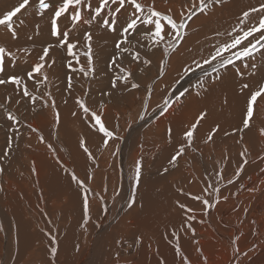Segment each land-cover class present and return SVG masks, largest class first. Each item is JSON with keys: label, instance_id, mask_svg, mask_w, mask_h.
I'll use <instances>...</instances> for the list:
<instances>
[{"label": "bare ground", "instance_id": "1", "mask_svg": "<svg viewBox=\"0 0 264 264\" xmlns=\"http://www.w3.org/2000/svg\"><path fill=\"white\" fill-rule=\"evenodd\" d=\"M258 2L261 0H230L222 8L215 9L211 23L204 16L194 19L190 24L193 34H190L187 46L199 48L198 40L207 44L208 42L204 41L205 33L210 35V30L213 28L221 26L226 28L229 24H234L241 10ZM183 3L184 0H168L167 4L165 0H157L161 10L172 8L174 13L178 12ZM16 4L17 0H0V14ZM28 13L21 16L28 26L20 33L17 43L32 50L31 56L27 57V64L20 62V67L13 69L21 74L30 64L37 61L44 46L55 43V38L49 34L47 19L41 21L36 17L31 4ZM36 23L40 24L39 35H34ZM197 27L201 29L199 33H195ZM83 31L82 28L80 32ZM29 36L33 39L29 40ZM114 38L108 33L95 32L94 59L98 65V74L85 84V89L88 90L90 105L106 103L104 119L108 126L113 125L116 114L122 117L119 121L121 127L119 134L124 140L118 156L112 157L105 152L99 161V168L93 169L91 162L79 148L80 134H84L90 140L93 149L100 138L96 133L89 131L82 120L71 117L74 108L71 98L67 106L61 103V97L65 95L67 70L63 62L65 54L59 49H54L50 53L57 60L54 66L56 75H50V79L55 82L56 87L52 90L61 111L58 139L52 134L51 109L37 114L30 112L25 105L20 107L18 113L22 117V122H30L43 132L46 140L56 148V155L59 156L60 161L69 170H74L80 178H84L86 170L95 172L91 187L105 196L109 208L108 214L105 216L101 212L99 202L93 200V221L88 225V232L86 234L83 232L79 226L82 219V200L77 186L61 169L54 154L49 152L46 145L39 143L34 134L29 138L30 133L22 127L23 135L17 141L19 148L13 145L15 151L12 166L0 176V184L4 186V191H0V229H2L0 230V264H49L50 239L46 235L47 232L55 234L59 241V252L54 264H113L116 252L121 253V264L125 260L134 264H158L161 257L167 261V264H174L173 248L161 234L166 224L177 223L180 220V210L175 207L174 201L186 200V197L182 196L178 189L183 187L185 191L198 193L201 183L189 184L188 180L195 175L202 181L207 175L205 169L209 171L212 169V158L219 159L224 148H228L231 157V162L225 169L226 178L233 175V170L240 162L239 145L233 138H227L218 140L213 157H210L208 150L205 149L204 155L199 158V163L194 168H189L190 157L185 156L181 159L178 170L162 176L160 174L162 167L167 166V160L173 152V145L167 142L166 136L169 123L177 140L182 138L183 130L196 121L202 110H207L208 116L201 121L198 128L200 137H203L217 122L227 129L238 125L244 108V98L239 93L241 79L230 71L222 82L213 85L207 94L198 97L196 84L202 72L196 70L177 83L181 63L185 59H190V56L185 53L183 56L174 57L167 75L156 84V91L145 119L140 120L137 114L141 112V104H134L144 97L143 88L133 92L121 89L119 92H114L112 97L105 95L111 91L112 73L107 65L113 53ZM3 39L5 37L0 35V41ZM159 58L160 52H156L152 56L153 65L150 71L143 76L138 74L137 78L142 84L151 83L156 77ZM259 68L256 77L251 80L253 86L256 80L264 78V65H260ZM241 70L245 71L243 68ZM245 79L249 78L245 77ZM168 86L176 90L177 94L185 89L190 94L182 98L179 104L174 105L168 114L155 118L157 113L154 109L162 102ZM3 93L4 89H0V96H3ZM78 94L82 95L83 92L77 85L73 95ZM225 97L228 98V106L223 104ZM258 103L259 114L254 113L255 127L245 135V140L250 141L249 148L252 153L249 163L245 166L240 181L236 185L229 186L227 191L222 189V194L237 191L241 184L244 185V190L240 191L238 196H230L227 202L218 205L210 218H205L210 219L209 223L195 225L200 246L208 256V264H229L230 240L234 235L241 233L243 234L240 240L242 251L253 244L259 245L247 264H264V175L260 172V169L264 168V161L257 158V153L264 155L262 151L264 137L259 134V129L264 128V100ZM16 107L18 106H13V110ZM7 131L8 123L0 114V152L6 150ZM28 144L32 147L28 148ZM141 144L144 146L142 153ZM141 154L145 162L142 183L137 194V205L128 210L126 201L130 195L131 183L129 171L132 162ZM32 161L36 164V174L30 172ZM119 170H122V173L118 175ZM105 183L109 188L107 193L102 192V185ZM118 184L121 187V195L113 202L110 199L112 189ZM249 188H255L256 191H248ZM140 204L143 207H140ZM193 206L199 207L198 203ZM245 209H247L246 213ZM252 221H255V224ZM257 231L259 235H254L253 233ZM141 234L144 242L142 245H136L134 241ZM117 239L121 240V244H116ZM77 243L81 244L79 253H76L74 248ZM149 243L151 248L148 247ZM181 243L193 260V264H198V254L193 242L182 239Z\"/></svg>", "mask_w": 264, "mask_h": 264}, {"label": "snow or ice", "instance_id": "2", "mask_svg": "<svg viewBox=\"0 0 264 264\" xmlns=\"http://www.w3.org/2000/svg\"><path fill=\"white\" fill-rule=\"evenodd\" d=\"M229 2L230 0H184L178 12L174 13L172 8L161 10L157 5V0H17L14 7L0 14V35L5 37L0 41V89H4L3 96H0V114L8 123L6 150L0 152V176H3L12 166L15 151L13 145L19 148L17 141L23 135L21 132L23 127L30 133L29 138L31 134H34L39 143L46 145L49 152L54 154L61 169L77 186L82 200V219L79 226L85 234L88 232L89 223L93 221V200L99 202L101 212L105 216L109 212L105 196L91 187L95 172L86 170L84 178L77 176L74 170H69L60 161L59 156L56 155V148L46 140L43 132L30 122H22L21 115H18L20 107L25 105L30 112L37 114L51 109L52 134L58 139L61 111L52 90L56 87L55 82L50 79V75H56L54 66L57 60L50 55L54 49H59L65 54L63 62L67 70L66 87L61 103L67 106L71 98L74 105L71 117L82 120L89 131L96 133L100 138L95 149L90 146V140L84 134H80L78 138V146L86 155L87 160L91 162L93 169L99 168V161L105 152L112 157L118 156L124 140V137L119 134L121 115L116 114L113 125L108 126L104 119L106 103L100 102L97 106H93L88 102V90L85 89V84L98 74V65L94 59L96 56L95 32L108 33L115 37L113 53L107 65L112 73L111 91L105 95L112 97L114 92H119L121 89L133 92L143 88L145 95L140 100L141 112L137 114L140 120L145 119L156 91V84L167 75L174 57L183 56L185 53L190 56V59H185L181 63L177 83L196 70L202 72L196 84L198 97L207 94L213 85L222 82L231 71L241 79L239 93L244 98V108L241 111L240 123L227 129L217 122L203 137H200L198 128L201 121L208 116L207 110H202L196 121L183 130L182 138L179 140L175 138L171 123H169L166 136L167 142L173 145V152L167 160V166H163L160 172L162 176H165L178 170L180 161L185 156L190 157L188 167L194 168L199 163V158L204 155L205 149L208 150L209 156L213 157L217 150L218 140L233 138L239 145L240 162L230 178H226L225 169L231 162V157L228 148H224L219 159L212 158V169L211 171L205 169L207 175L202 181L195 175L188 180L189 184L201 183L198 193L185 191L183 187L178 189L179 193L186 197V200L174 201L175 207L180 210V220L177 223L166 224L161 234L173 248L174 264H193V260L182 246V239L193 242L198 254V264H208V256L204 254L200 246L195 225L209 223L210 219L205 218H210L218 205L227 202L230 196H238L239 192L244 190V185L241 184L237 191L222 194V189L227 191L229 186L236 185L245 172V166L248 165L252 154L249 148L250 141L245 140V135L253 131L254 113L259 114L257 112L258 102L264 100V78L256 80L254 86L251 83L257 71L260 70L259 66L264 65V0L241 10L234 24H229L226 28L223 26L213 28L210 30V35L205 33L204 41H207V44L198 40L199 48L194 49L187 46L188 38L190 34H193L190 24L194 22V19L204 16L211 23L215 9L222 8ZM165 3L167 4L168 0H165ZM30 4L36 17L41 21L47 19L49 34L55 38V43H48L44 46L37 61L30 64L29 68L21 74L13 69L20 67V62L27 64V57L31 56L32 50L17 43L20 33L28 26L21 16L28 13ZM22 10H24L23 13ZM82 28L84 31L80 32ZM39 31L40 24L36 23L34 35H39ZM200 31L199 27L195 29V33ZM77 33L80 34L77 35ZM28 39L32 40L33 37L29 36ZM156 52H160L156 65V77L151 83L142 84L137 78L138 74L143 76L150 71L153 65L152 56ZM242 68L245 71H242ZM245 77L249 79L246 80ZM77 85L83 92L82 95H73ZM9 86H11L10 89ZM57 91H59L58 88ZM188 94L190 93L186 89L177 94L176 90L168 86L162 102L158 103L154 109L157 113L155 118L168 114L174 105L179 104ZM223 104L228 106L227 97L224 98ZM13 106L18 107L13 110ZM259 134L264 137V128L259 129ZM27 147L31 148L32 145L28 144ZM143 147L141 144V153ZM257 158L264 161V155L260 153H257ZM144 162L145 158L141 154L131 164L130 195L126 201L128 210L137 205V194L144 174ZM30 172L37 173L35 161L30 164ZM260 172L264 175V168H261ZM121 173L122 170H119L118 175ZM247 190L256 191L255 188ZM0 191H4L2 184H0ZM108 191V185L103 184L102 192L107 193ZM120 195L121 187L118 184L112 189L110 199L115 202L116 197ZM195 203H198L199 207L193 206ZM139 206L143 207L142 204ZM246 212L247 209H245ZM252 223L255 224V221ZM253 234L259 235V232ZM46 235L50 239L49 264H54L59 252V241L52 232H47ZM242 235V233L234 235L230 240L229 264H247L259 247L253 244L247 250L242 251L240 246ZM143 242L142 234L138 235L134 241L136 245H142ZM116 244H121V240L117 239ZM148 247L151 248V243ZM74 248L75 252L79 253L81 244H75ZM113 264H121L120 252L114 254ZM123 264H134V262L125 260ZM158 264H167V261L161 257Z\"/></svg>", "mask_w": 264, "mask_h": 264}, {"label": "rangeland", "instance_id": "3", "mask_svg": "<svg viewBox=\"0 0 264 264\" xmlns=\"http://www.w3.org/2000/svg\"><path fill=\"white\" fill-rule=\"evenodd\" d=\"M140 95V94H139ZM89 97V96H88ZM140 102H137V103H135L134 105H137V104H139ZM124 116L126 117V114L124 113ZM120 128L121 127H119V130H120ZM107 206H108V203H107Z\"/></svg>", "mask_w": 264, "mask_h": 264}]
</instances>
